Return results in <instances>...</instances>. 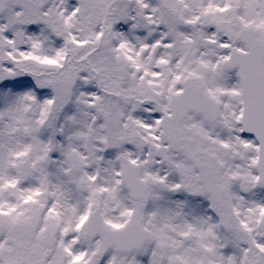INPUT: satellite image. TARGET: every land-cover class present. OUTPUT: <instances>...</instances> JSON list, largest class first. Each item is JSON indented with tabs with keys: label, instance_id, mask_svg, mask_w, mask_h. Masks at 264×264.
<instances>
[{
	"label": "snow or ice",
	"instance_id": "snow-or-ice-1",
	"mask_svg": "<svg viewBox=\"0 0 264 264\" xmlns=\"http://www.w3.org/2000/svg\"><path fill=\"white\" fill-rule=\"evenodd\" d=\"M0 264H264V0H0Z\"/></svg>",
	"mask_w": 264,
	"mask_h": 264
}]
</instances>
